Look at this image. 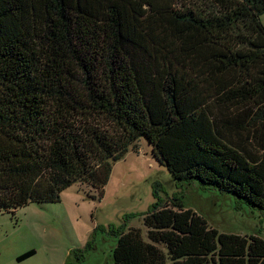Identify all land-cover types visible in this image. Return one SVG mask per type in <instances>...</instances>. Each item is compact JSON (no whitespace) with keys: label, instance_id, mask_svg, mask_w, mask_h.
<instances>
[{"label":"trees","instance_id":"trees-1","mask_svg":"<svg viewBox=\"0 0 264 264\" xmlns=\"http://www.w3.org/2000/svg\"><path fill=\"white\" fill-rule=\"evenodd\" d=\"M261 14L264 0H0V211L76 182L101 194L144 138L176 181L263 215ZM143 224L113 232L110 264H264L263 237L219 232L176 194Z\"/></svg>","mask_w":264,"mask_h":264},{"label":"rangeland","instance_id":"rangeland-1","mask_svg":"<svg viewBox=\"0 0 264 264\" xmlns=\"http://www.w3.org/2000/svg\"><path fill=\"white\" fill-rule=\"evenodd\" d=\"M260 20L264 25V14ZM191 186L173 179L140 138L136 148L129 147L111 163L101 194L76 182L61 191L56 202L0 211V264H110L113 232L135 227L145 237V212L159 198L165 202L173 194L219 232L264 238V214L231 195ZM29 250L34 254L18 260Z\"/></svg>","mask_w":264,"mask_h":264}]
</instances>
